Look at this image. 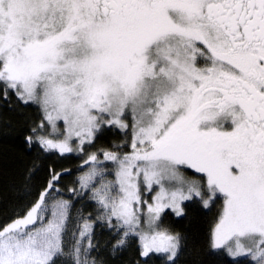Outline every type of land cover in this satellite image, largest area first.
I'll return each instance as SVG.
<instances>
[{
  "label": "snow or ice",
  "instance_id": "6c2138e0",
  "mask_svg": "<svg viewBox=\"0 0 264 264\" xmlns=\"http://www.w3.org/2000/svg\"><path fill=\"white\" fill-rule=\"evenodd\" d=\"M13 95L38 106L25 140L45 153L131 128L130 152L91 153L69 189L91 190L96 220L120 236L113 256L135 238L141 258L175 264L183 243L161 227L165 209L222 198L210 249L264 264V0H0V99L11 107ZM69 171L50 169L36 202L0 227V264H97L89 217L64 250L70 202L54 196Z\"/></svg>",
  "mask_w": 264,
  "mask_h": 264
},
{
  "label": "trees",
  "instance_id": "16d2710c",
  "mask_svg": "<svg viewBox=\"0 0 264 264\" xmlns=\"http://www.w3.org/2000/svg\"><path fill=\"white\" fill-rule=\"evenodd\" d=\"M11 99V107L0 99V222L12 220L15 210L22 205L27 208L36 202L40 191L51 179L50 169L54 168L56 172L68 169L70 171L63 174L55 185L59 189L57 194L70 202L69 210L72 215L89 217L94 221L93 242L97 248L92 253L101 264H164L163 259L154 254L141 258L135 238L130 240L125 250L113 256L111 248L116 243L117 236L115 230L107 228L106 221L96 220L102 210L98 208L95 200L89 198L88 192L73 195L69 191L70 188H77L78 176L88 166L84 165V161L91 153L96 152L98 159H101L103 153L99 149L119 151L120 154L130 151L128 134L125 135L119 129L106 130L92 145H86L83 153H69L64 157H60L58 153H45L38 143L29 147L25 140L30 134V128L40 121L38 106L20 105L14 95ZM58 125L62 128L61 122ZM123 142L128 146L120 149L113 147ZM29 170H32L31 173ZM187 171L193 175L189 169ZM109 176L113 180L112 174ZM222 203V198H219L205 208L202 201L194 198L182 203L185 214L179 217L165 210L161 227L179 233L183 243L175 264H248L246 258L233 260L210 249L211 230Z\"/></svg>",
  "mask_w": 264,
  "mask_h": 264
},
{
  "label": "rangeland",
  "instance_id": "374dc122",
  "mask_svg": "<svg viewBox=\"0 0 264 264\" xmlns=\"http://www.w3.org/2000/svg\"><path fill=\"white\" fill-rule=\"evenodd\" d=\"M128 121H129V123H130V121H131V117L129 116V118H128ZM59 123V122H58ZM61 123H62V128H60L61 129V131H63V122L61 121ZM127 134H128V136H129V145H130V151H131V128L129 127V129L127 130ZM75 139H74V141H73V146L75 147ZM130 151H126V152H130ZM74 153H76V152H74ZM121 154H123V153H121ZM101 161H103V158H101L100 159ZM103 166L104 167H102V165H98L97 167H99V168H101V169H103L106 173H111L112 174V177H113V180L115 179V168H116V165H114L111 161H104L103 162ZM89 167H91V165H88L87 167H85L82 171H81V173H80V175L79 176H81L82 174H84L85 172H87L88 170H89ZM190 170V169H189ZM181 171L186 175V177L188 178V179H193V178H195L192 174H189L188 173V171H187V169H181ZM191 172H193V170H190ZM78 176V177H79ZM105 179L106 180H111V178H110V176L109 175H106L105 176ZM99 184V180L97 179L96 181H94V185H98ZM79 188V184H78V179H77V188L76 189H78ZM158 190V189H157ZM88 192L90 195H91V190L90 189H83V190H81V192L83 193V192ZM72 194L73 195H75L73 192H72ZM153 195L155 194V192H153L152 193ZM145 198L146 199H148L149 200V202H151V196H145ZM54 199L55 200H66L65 198H63L62 196H60V195H58L57 193H55V196H54ZM96 202V201H95ZM35 203V202H34ZM34 203H32V204H30L27 208H30ZM49 212H48V215L49 216H51V204L53 203V200H49ZM182 206V205H181ZM27 208L25 209V211H27ZM146 207H144L143 208V211H145L146 212ZM165 210H169V211H171L172 212V210L171 209H165ZM68 213H69V218H68V223H67V234H66V237H65V241H66V243H65V252L67 253L68 251H69V249L72 247V245H73V243H74V240H73V234L75 233V235L76 236H78L79 235V231H78V224H81V223H83V219L82 218H80V217H78V216H74V215H72L71 213H70V210H69V208H68ZM173 213V212H172ZM23 214H24V212H23ZM23 214H21L20 213V215L21 216H23ZM174 214V213H173ZM175 215V214H174ZM16 217H14L13 219H15ZM12 219V220H13ZM9 220V219H8ZM12 220H9V221H3V222H0V227H3L5 224H7V223H9V222H11ZM117 236V240L120 238V236L119 235H116ZM88 243V241L87 240H84V244L86 245ZM89 260H92V259H95L96 261H97V264H101L99 261H98V259H97V257H95L94 256V254L91 252L90 254H89V256L87 257ZM56 264H66V261H65V258L64 257H61V258H58L57 259V262H56ZM67 264H71V260H68L67 261Z\"/></svg>",
  "mask_w": 264,
  "mask_h": 264
}]
</instances>
